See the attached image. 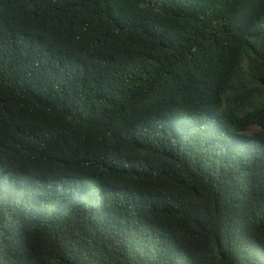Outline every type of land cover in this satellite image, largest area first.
Instances as JSON below:
<instances>
[{
  "label": "trees",
  "instance_id": "trees-1",
  "mask_svg": "<svg viewBox=\"0 0 264 264\" xmlns=\"http://www.w3.org/2000/svg\"><path fill=\"white\" fill-rule=\"evenodd\" d=\"M0 264H264V0H0Z\"/></svg>",
  "mask_w": 264,
  "mask_h": 264
}]
</instances>
